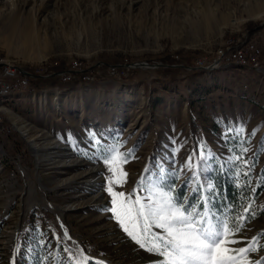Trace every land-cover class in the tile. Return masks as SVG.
Returning a JSON list of instances; mask_svg holds the SVG:
<instances>
[{
  "label": "rangeland",
  "instance_id": "obj_1",
  "mask_svg": "<svg viewBox=\"0 0 264 264\" xmlns=\"http://www.w3.org/2000/svg\"><path fill=\"white\" fill-rule=\"evenodd\" d=\"M8 66L23 87L0 89V264H161L107 210L99 158L117 145L114 191L143 180L202 206L210 183L229 230L254 201L233 238L264 232V0H0Z\"/></svg>",
  "mask_w": 264,
  "mask_h": 264
},
{
  "label": "snow or ice",
  "instance_id": "obj_2",
  "mask_svg": "<svg viewBox=\"0 0 264 264\" xmlns=\"http://www.w3.org/2000/svg\"><path fill=\"white\" fill-rule=\"evenodd\" d=\"M96 143L99 144V141ZM120 147L117 145L103 149L105 154L99 158L110 173L105 184L114 207L107 210L114 214L136 243L162 256L164 259L161 264H252L250 254L262 247L260 240L264 239V232L248 241L233 237L245 228L250 219H255L256 213L252 211L254 201L245 207L242 215L235 218L229 230V221L217 220L210 211L209 205L216 195L215 186L210 183L203 193H200L199 188L195 190L199 193L198 199L202 201V206L195 202L186 203L183 198L174 195L173 188L168 191L158 186L143 188V180L131 193L114 191L113 186L122 187L127 177L122 165L128 162L129 156L121 152ZM242 151L247 152L248 149ZM233 159L243 158L235 156ZM187 163L192 169L191 160ZM244 165L249 167L247 161H244ZM243 174L248 175L247 172ZM142 189L146 195H140ZM235 244L244 246L230 247ZM255 264H264V259L256 260Z\"/></svg>",
  "mask_w": 264,
  "mask_h": 264
},
{
  "label": "built area",
  "instance_id": "obj_3",
  "mask_svg": "<svg viewBox=\"0 0 264 264\" xmlns=\"http://www.w3.org/2000/svg\"><path fill=\"white\" fill-rule=\"evenodd\" d=\"M247 54H253V51H251V53H248V51L246 50ZM244 53V51L242 50H237L234 52V57L236 58L235 59V62L237 63V61H244V63H251V61L248 60V56ZM7 74H5V78H1L0 79V89L2 90H7V89H17V87H23V82H19V81H15L14 78H15V72H12L11 71V68L8 66L7 68ZM8 77V78H7ZM19 80V79H18ZM8 82V83H7Z\"/></svg>",
  "mask_w": 264,
  "mask_h": 264
},
{
  "label": "bare ground",
  "instance_id": "obj_4",
  "mask_svg": "<svg viewBox=\"0 0 264 264\" xmlns=\"http://www.w3.org/2000/svg\"><path fill=\"white\" fill-rule=\"evenodd\" d=\"M243 62L244 61H238V63H242L243 64ZM8 83V82H7ZM11 90V89H10ZM6 91V90H5ZM7 94V93H6ZM55 148H58L57 146H52L50 149H55ZM79 163H74L73 164V160H66V161H64L62 164H61V167L63 168L62 170H61V172H59V173H64V174H66V173H68V171L70 170V167L71 166H75V165H78ZM60 166V165H59ZM92 174V172H81V173H76V174H74L72 177H71V179H70V181L72 182L73 180H76V179H80V183L82 184V183H84L85 181H83V180H85V178H87L88 177V175H91ZM63 181H65L64 183L65 184H67V182L69 181V179H64ZM97 182V181H96ZM100 182V181H99ZM85 184V183H84ZM92 185V184H91Z\"/></svg>",
  "mask_w": 264,
  "mask_h": 264
},
{
  "label": "trees",
  "instance_id": "obj_5",
  "mask_svg": "<svg viewBox=\"0 0 264 264\" xmlns=\"http://www.w3.org/2000/svg\"><path fill=\"white\" fill-rule=\"evenodd\" d=\"M232 187H230L229 188V190H228V193H227V199L229 198V202H230V204H232V205H236L238 202V197L236 196V194H233L232 193ZM261 191H262V187H260V188H258L257 189V195L258 194H260L261 193Z\"/></svg>",
  "mask_w": 264,
  "mask_h": 264
}]
</instances>
